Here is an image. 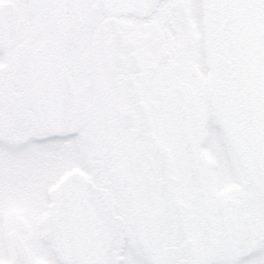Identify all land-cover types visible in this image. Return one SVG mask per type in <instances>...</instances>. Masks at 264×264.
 Listing matches in <instances>:
<instances>
[{
	"label": "snow or ice",
	"instance_id": "snow-or-ice-1",
	"mask_svg": "<svg viewBox=\"0 0 264 264\" xmlns=\"http://www.w3.org/2000/svg\"><path fill=\"white\" fill-rule=\"evenodd\" d=\"M0 264H264V0H0Z\"/></svg>",
	"mask_w": 264,
	"mask_h": 264
}]
</instances>
